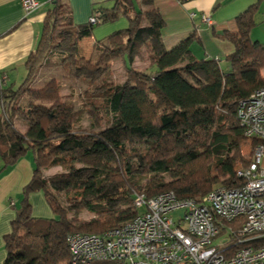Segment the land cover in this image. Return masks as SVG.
<instances>
[{"label": "trees", "instance_id": "obj_1", "mask_svg": "<svg viewBox=\"0 0 264 264\" xmlns=\"http://www.w3.org/2000/svg\"><path fill=\"white\" fill-rule=\"evenodd\" d=\"M53 3L24 61V81L17 87L0 85L2 169L28 151L34 162L4 237L3 264H71L67 234H101L132 220L136 194L152 198L173 191L199 199L217 185H236L247 139L235 105L264 87V43L249 35L258 1L235 17V30L221 34L233 47L225 69L220 59L192 57L195 32L167 47L164 19L150 0H113L111 7L97 3V21L80 25L61 0ZM120 17L127 27L96 40L94 60L85 55L81 40ZM56 48L65 51L59 54L61 68L74 76L85 72L88 84L102 78L115 57L123 62L125 78L121 83L102 78L97 90L85 88L75 107L71 93L60 96L55 77L34 85L38 69ZM135 59L148 64L138 70L132 66ZM51 167L62 171L44 176ZM108 186L120 187L118 202ZM33 193L43 195L51 218L32 216ZM82 210L92 216L78 217Z\"/></svg>", "mask_w": 264, "mask_h": 264}, {"label": "built area", "instance_id": "obj_2", "mask_svg": "<svg viewBox=\"0 0 264 264\" xmlns=\"http://www.w3.org/2000/svg\"><path fill=\"white\" fill-rule=\"evenodd\" d=\"M22 5L30 12L37 2ZM200 18L213 23L208 13ZM235 112L251 145L249 160L235 169L236 185L215 186L199 199L136 194L132 220L101 234H67L71 264H264V242L257 241L264 237V87L240 99ZM174 211L181 214L174 218Z\"/></svg>", "mask_w": 264, "mask_h": 264}, {"label": "crops", "instance_id": "obj_3", "mask_svg": "<svg viewBox=\"0 0 264 264\" xmlns=\"http://www.w3.org/2000/svg\"><path fill=\"white\" fill-rule=\"evenodd\" d=\"M35 1L37 7L27 12L22 5V0H0V85L2 84L3 87H16L24 81L26 77L24 61L36 47L43 31L46 15L54 4L53 0ZM150 1L164 19L162 38L167 47L191 32L196 33L198 40H194L190 46L191 55L195 59L212 57L220 59V62L225 61L223 58L232 51L233 47L229 41L221 37L222 32L235 30V17L257 1L255 23H257L258 15L261 21H264V0ZM97 3H104L107 7H111L113 0H61V4L71 14L73 23L77 25L89 22V18L94 15V5ZM192 12L195 15L190 17ZM202 13L210 14L213 19L211 25L201 20ZM127 25L125 17L100 24L92 31V39L94 42L105 39L113 32L125 29ZM81 41H85L84 38ZM137 63H140V60L135 59L132 66L136 68ZM0 115H2L1 104ZM15 125L21 132L26 129L20 121H17ZM2 168L3 162L0 157V264H3L6 257L4 237L10 232V224L15 218L16 209L21 200L22 187L32 176L34 162L31 151H28L14 165ZM30 201L33 217H52V212L41 193L31 194Z\"/></svg>", "mask_w": 264, "mask_h": 264}, {"label": "rangeland", "instance_id": "obj_4", "mask_svg": "<svg viewBox=\"0 0 264 264\" xmlns=\"http://www.w3.org/2000/svg\"><path fill=\"white\" fill-rule=\"evenodd\" d=\"M257 23L254 25L251 30L249 35L251 36L252 39H258L262 43H264V21H261L260 16L258 15L256 19ZM85 41L82 42L85 55L90 56L93 60L97 57V51L91 47L92 44L94 43V40L92 39V36L85 37ZM90 43V45H89ZM63 45H66V41L63 42ZM65 48V47H64ZM64 49H52V51L48 54L46 60H44V63L42 66L38 69L37 72V79L35 78L34 81L36 80L34 85L41 86L47 79L51 77H55L58 82L61 83V88L59 91V94L61 97H67L69 93H71V101L75 105V107H78L79 105V100L81 98V93L84 92L85 88H89L92 91H95L99 88V85H101V82L103 79L106 80H113L114 82L121 83L124 78H125V68L123 66V62L121 59L118 58H113L111 60V64L108 68V70L103 74V77L100 79H96L92 84H88L87 77L84 75L86 74L85 72L82 74H79L77 76L71 75L65 70V68H61L62 65H60V60H59V54L63 55L64 54ZM224 59V58H223ZM221 67L223 69L226 68V63L225 61H221ZM146 64H148L147 60H140V63H137L138 69L145 68ZM262 73H264V70H262ZM86 78H85V77ZM190 76L188 77V79ZM33 81V82H34ZM19 85V84H18ZM17 87V86H16ZM137 145H139V141H136ZM251 154V145L248 141L241 147V155L243 156L244 160H249ZM243 164L240 165V163L236 166V168L241 167ZM47 170H50L47 172ZM60 167H51L47 168L46 170H43V175L44 176H50L54 173H59L61 172ZM86 172V171H85ZM218 186V185H217ZM120 188V187H119ZM119 188H112L111 186H108V193H110V197H113L114 201L118 202L119 201ZM63 195V193H62ZM117 204V203H115ZM181 214V211H174L171 212L170 215L173 216L174 218L177 217V215ZM92 215L89 214L87 211L82 210L79 212L78 217H81L83 219H89ZM223 230H220L218 236L213 239L214 243L218 242L220 238L224 236Z\"/></svg>", "mask_w": 264, "mask_h": 264}]
</instances>
